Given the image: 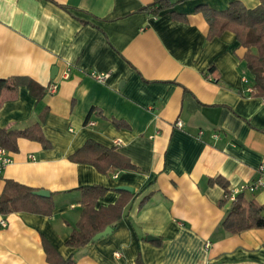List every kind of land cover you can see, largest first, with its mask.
<instances>
[{
    "label": "crops",
    "instance_id": "crops-1",
    "mask_svg": "<svg viewBox=\"0 0 264 264\" xmlns=\"http://www.w3.org/2000/svg\"><path fill=\"white\" fill-rule=\"evenodd\" d=\"M153 1L0 0V78L37 84V94L21 84L3 102L0 127L40 123L51 143L18 140L0 173V195L13 179L49 190L55 202L52 215L0 213L8 222L0 228V264H52L44 239L74 264H137L139 254L144 264H264V228L226 231L230 203L220 206L225 191L209 184L220 175L237 190L264 164V97L246 90L244 76L253 85L246 48L230 30L207 39L208 23L196 11L236 0H183L159 15L140 10ZM238 1L254 8L261 0ZM104 72V82L92 75ZM89 139L140 170L102 173L72 161ZM92 184L109 188L96 208L115 203L119 186L139 195L110 234L69 246L83 209L80 187ZM244 193L264 204V185Z\"/></svg>",
    "mask_w": 264,
    "mask_h": 264
},
{
    "label": "trees",
    "instance_id": "trees-1",
    "mask_svg": "<svg viewBox=\"0 0 264 264\" xmlns=\"http://www.w3.org/2000/svg\"><path fill=\"white\" fill-rule=\"evenodd\" d=\"M181 1L183 0H155L140 10L159 15L162 11L172 8ZM196 11L201 12L208 23L207 39L220 36L226 30L236 34L240 44L246 48L243 59L253 77L252 91L249 94L264 97V0H261L254 8L246 7L241 1L236 0L223 10L208 5H198ZM172 15L176 19L184 18L175 12H172ZM21 84H26L32 93L37 94L35 90L37 84L27 80L26 77L0 78V107L6 99L15 96L17 88ZM41 90L44 93L45 89L41 88ZM117 124L127 126L125 122L118 121ZM20 138L36 140L42 143L45 148L51 147L40 123L21 130L0 127V149L8 152L17 151ZM70 159L75 162L92 164L102 173L124 169L140 170L128 156L117 151L115 147L105 146L93 139L87 140L81 148L70 155ZM209 184H218L224 189L225 196L219 201L220 206L230 203V211L222 223L226 231L236 234L252 228H264V204H260L254 199H248L244 192L231 199L232 191L229 188L228 180L220 175L210 178ZM80 189L82 193L80 204L83 209L77 226L72 230L67 241L69 246L77 248L92 244V238L98 232L120 221L123 218L126 204L139 195L136 192L120 190L121 194L115 203L96 208L97 200L109 188L92 184L84 185ZM36 190L38 189L13 179H6L0 195V213L29 211L52 215L55 208L53 197L39 196L35 193ZM148 198L149 194L142 199L140 205L144 204ZM155 243H159V240H156ZM44 248L47 260L52 264H74L72 257L64 258L46 239H44ZM137 264H144L140 254Z\"/></svg>",
    "mask_w": 264,
    "mask_h": 264
},
{
    "label": "built area",
    "instance_id": "built-area-1",
    "mask_svg": "<svg viewBox=\"0 0 264 264\" xmlns=\"http://www.w3.org/2000/svg\"><path fill=\"white\" fill-rule=\"evenodd\" d=\"M65 75H68V72H66ZM92 75L98 81L104 82L109 77L110 74L108 72L107 73L104 72V73H92ZM208 78H210V77H208ZM243 81L247 85L246 90L248 92L252 91V85L250 84L251 79L249 78V76H244ZM56 88H57L56 83H51L49 85V89L51 91H54ZM177 125L181 127L182 121L181 120L177 121ZM202 133H203V131H200L199 135H201ZM213 137L219 138L220 134L218 132H215V133H213ZM30 157L34 158V155H30ZM11 160H12V158L9 156L8 151L0 149V173L7 166V164H9L11 162ZM263 185H264V164H261L258 167V177L256 179H254L253 181L242 185L239 189L233 190L232 195H231V199H234L237 194L245 192V191L256 192L261 187H263ZM7 225H8L7 220L5 218H2L0 220V228H4Z\"/></svg>",
    "mask_w": 264,
    "mask_h": 264
},
{
    "label": "water",
    "instance_id": "water-1",
    "mask_svg": "<svg viewBox=\"0 0 264 264\" xmlns=\"http://www.w3.org/2000/svg\"><path fill=\"white\" fill-rule=\"evenodd\" d=\"M57 69H54L52 71V75L54 76V72H56ZM118 189H121V190H129V191H132V187H128V186H119ZM35 193L39 196H42V197H50L51 193L49 190L47 189H38L35 191ZM112 231V228L110 226L106 227L103 231L101 232H98L93 238H92V243L100 240L101 238L107 236L108 234H110V232ZM157 237L154 236V235H148V239L149 240H153V239H156Z\"/></svg>",
    "mask_w": 264,
    "mask_h": 264
}]
</instances>
